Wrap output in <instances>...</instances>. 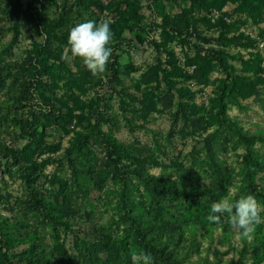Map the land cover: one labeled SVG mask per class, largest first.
Wrapping results in <instances>:
<instances>
[{
	"label": "trees",
	"instance_id": "1",
	"mask_svg": "<svg viewBox=\"0 0 264 264\" xmlns=\"http://www.w3.org/2000/svg\"><path fill=\"white\" fill-rule=\"evenodd\" d=\"M7 1L0 0V10L13 23L15 39L3 54L0 53V94L5 95L0 102V113L2 118L3 111H6L4 115L13 114L18 133L9 131L15 138L12 142L27 144L22 149L10 147L7 139L0 135V177L20 175L28 197L19 207V201L13 203V197L4 195L0 188V264H132V255L140 250L150 253L154 264H187L203 253L206 256L197 264H264V224L258 225L250 238H244L230 227L227 217L219 224L208 220L212 214L211 204L221 198L236 200L241 195L252 194L264 205V185L260 182L264 181V129H245L229 114L240 104L239 98L260 96L259 87L264 85V78L260 76L262 68L252 59L244 61L240 56L244 66L253 70L256 77L239 73V68L228 61L231 48H256L255 41L244 36L229 38L231 29L224 22L217 26L221 34L216 41L203 37L199 31L201 24L209 31L213 28L204 18L195 17L192 10L185 9L169 16L165 0L161 1L158 14L163 18L164 33L172 42L194 28L202 42L219 45L218 49L210 46L196 49L199 65L192 75H186V80L206 84L213 70L207 66L211 61L217 66L220 64L227 74L217 80L219 85L214 90L215 97L207 115L196 105L195 92L173 82L168 69L161 71L159 66L164 64L161 59L158 67L144 73L137 83V90L144 88L145 94L151 96L148 104L151 112L163 114L176 108L171 129L163 137L166 145H171L177 134L184 141L202 136L200 150L196 142L189 153L183 155L180 151L177 157L170 159L160 134L154 135L153 147L139 142L126 143L116 137L114 130L120 125L115 115H109L112 107L101 93L107 87L111 93L112 89L117 92L122 86L119 71L112 69V61L104 74L93 76L80 59L70 58V53H65L67 37L73 27L70 25L72 17L98 23L104 11L112 15L108 4L75 0L72 7L66 0L62 4L57 0H33L27 5L22 0H13L11 7H1ZM212 1V4L210 0H184V3L190 2L194 10L210 11L212 5L226 2ZM242 1L243 10L254 7L251 13L261 18L264 0ZM125 4V9L110 23L114 33L110 60L114 58L118 68L119 55L114 49L123 45L125 32L137 33L140 41L141 36H146L140 1L127 0ZM45 5L55 6L59 14L48 15ZM41 6L44 7L40 9ZM24 28L31 38L35 36L32 39L42 37L43 43H34L25 57L7 61L4 55L12 54L11 49L18 44ZM168 28L178 37L171 35ZM134 72L140 71L135 69ZM163 83L165 91L160 89ZM92 90L97 95L92 100H79L78 93ZM59 91H65L66 99L75 103L71 117L56 106L63 103ZM120 91V110L129 131L148 132L145 123L149 114L140 107L144 101L128 88L122 87ZM28 107L26 115H19ZM77 125L82 129L76 130ZM104 125L110 127L108 132L103 130ZM48 129L62 135L73 133V136L62 155L40 162L48 149H53L48 142L52 136L47 133ZM98 149L105 156L101 158ZM232 156L236 160L230 163ZM3 159L8 160L6 165ZM49 165H56L57 169L48 179L44 168ZM154 170L160 172L155 174ZM65 172L71 175V187L60 175ZM3 183L8 186L7 181ZM100 191L106 196L105 206L113 211L109 226L99 227L92 236L76 232L75 221L80 209L73 206L69 196L75 200L81 198L85 210H95L91 199ZM261 218L264 219V212ZM219 229L224 231L217 237ZM46 234L51 238L49 244L44 239ZM64 234L72 236L71 248L63 240ZM236 235L242 248L239 258L228 262V251L222 248L228 246L237 250L232 243Z\"/></svg>",
	"mask_w": 264,
	"mask_h": 264
},
{
	"label": "rangeland",
	"instance_id": "2",
	"mask_svg": "<svg viewBox=\"0 0 264 264\" xmlns=\"http://www.w3.org/2000/svg\"><path fill=\"white\" fill-rule=\"evenodd\" d=\"M33 0H22V3L27 5L29 2ZM59 4H62L65 0H57ZM75 0H66L68 6L74 7ZM95 2H102L103 4H108L109 13L111 12L113 16V21L117 19L119 14L123 9H125V2L127 0H92ZM141 4L140 15L143 17L142 27L146 29V36H141L142 41H140L137 37L138 34L132 31H126L124 34L125 41L123 45H120L119 48L114 49L115 52L119 55V68L115 66L116 60L112 58L110 62L112 63V69L119 71V78L122 82V86L117 88V92L112 89V93L110 88H104L101 92L105 98H108V103L112 107L111 110L108 111L109 115H115L117 117L118 123L120 125L119 129H115L116 137L123 142L126 143H141L142 145H146L148 147H153V138L155 134H160L162 137L160 139L163 141L162 143L165 145V150L169 153L170 159L175 158L179 155V152L182 151L183 155L189 153L193 150V143L195 144L197 149H201L200 140L202 136L198 138L189 139L187 141L181 140L180 136L177 134L175 139L172 141V144L166 145L164 142V136L170 131L172 125V113L176 111V108H172L171 110L164 112L163 114H159L157 112H151L150 105L152 99L150 95L145 94L143 89L137 90L136 85L141 80L144 73H147L152 68L158 67V63L163 60V65L159 66L161 71L168 69V71L172 74V81L178 84L179 86L188 87L192 92H195L196 100L195 103L197 106L203 108L206 111V115L209 111V105L211 100L215 97L214 90L219 85L217 82L218 79H223L227 74L224 68L219 64V66L215 65L216 62L211 61L208 63V67L213 68L211 73L208 74V82L206 84H198L195 81L186 80V75H192L196 68L198 67L197 60L199 59V54L196 49L198 47H204L203 49H208V47L219 48V45L215 42L209 45L200 39L194 32V28H190L184 32V35L180 37V39L176 38L175 42H172V39L164 33L165 25L163 23L162 16H159L160 7L159 4L162 0H138ZM226 2L222 5L214 4L213 8L210 11H206L204 9L199 10L192 8L191 3H184V0H165L163 1L166 5V12L169 16H175L179 14L180 11L192 10L193 16L204 18L207 25H211L213 28L209 31L205 28V24H201L199 31L202 33L203 37L213 39L216 41L220 36L221 32L217 30V26L220 22H224L229 29H231V33L228 35L229 38L234 36H244L249 38L250 40L255 41L256 48H251L247 46H239L231 48V53L229 55L228 61L230 64L235 65L239 68V73H244L252 77H256L254 75L253 70L244 66L242 63L243 57L244 61L252 59L255 64L260 65L262 68L260 76L264 78V10L260 19L255 18V14L251 13V10L254 7L248 8V10H243L241 7L243 6L242 0H225ZM214 1L210 0V4ZM40 3V2H39ZM13 5V0H8L7 3L3 4L1 7L9 8ZM94 5V4H93ZM249 6V4H247ZM41 6L39 7L42 9ZM94 7V6H93ZM250 7V6H249ZM95 8V7H94ZM74 9V8H73ZM250 10V11H249ZM45 12L50 16H56L59 14V10L55 6L45 5ZM86 16V20H87ZM102 19H104L102 17ZM82 20V19H81ZM79 20L76 17H72V22L70 25L75 26L78 23L83 21ZM87 22V21H86ZM13 23L9 21V18L3 14L0 10V53L3 54L4 50L12 43L15 39L14 32L12 31ZM4 28V29H3ZM72 28V27H71ZM3 29V30H2ZM148 31V32H147ZM167 31L174 35V37H178L177 33L173 32L172 29L168 28ZM30 32L27 28L22 29L21 36L19 37L18 44H15L11 49V55H4L7 61H15L25 57L26 52L28 50H32L34 48V43L41 44L44 39L42 37H36L35 40L32 39L35 36L30 37ZM140 34V31H138ZM188 33V34H187ZM142 34V33H141ZM187 34V36L185 35ZM167 41L166 43H164ZM218 45V46H217ZM229 49V47L227 48ZM159 59V60H158ZM168 61L169 63H167ZM135 69H139L140 72H134ZM163 75V74H162ZM106 79V77H103ZM11 80H9V83ZM166 84V82H165ZM165 84L160 85L161 91L164 90ZM122 87L128 88L131 93L137 95L141 100L144 101V105H141V108H144L149 114V120L145 123L146 128L149 130H136L131 133L123 120V114L120 110V90ZM260 96H256L253 98H247L243 100L239 98L240 104L234 106L230 111V116L233 119H236L242 123L245 129L255 131L258 128L264 129V85L259 87ZM166 90V89H165ZM164 90V91H165ZM95 90L90 92H81L78 93L79 100L88 102L92 100L95 96ZM59 96L63 99L61 100V106L56 104L57 107L61 109L64 113L72 116V109L74 108L75 103L68 101L65 97V91H59ZM5 99L4 93L0 94V102ZM36 111V110H35ZM37 111H39L37 109ZM29 112V107L26 110H21L19 115L23 116ZM6 111L0 113V134L2 137L7 139V144L10 147H14L17 149H22L27 144V142L18 141L12 142L14 135H9V131L12 133H18V129L15 127L14 121H12L13 114L7 113L4 115ZM9 122L6 124V122ZM139 123H143L142 120H139ZM109 126L104 125L103 130L108 132ZM76 130H81L80 126H75ZM47 133H51L48 142L51 144L52 148H49L47 153L44 154L40 158V162L48 158H55L62 155L65 150L70 146V141L73 136V133L62 135L54 129H48ZM11 142V144H10ZM98 154L102 158L105 154L98 149ZM13 158V157H12ZM236 157L232 156L229 158V162H235ZM8 162L7 159H3V165H6ZM187 164L188 160L186 161ZM57 169L56 165H49L44 168V174L48 177H52ZM160 170H154L153 173L158 174ZM60 175L64 176L66 180L64 182L68 183L71 187L72 180L69 172L61 173ZM3 181L8 182V186L6 187L2 180H0V188L3 190L4 195H11L13 203H16V200L19 201V207H22V202L27 199V189L24 185V182L20 175L15 176L14 178H10L8 175H1ZM262 185H264V181ZM6 187V188H5ZM73 206L77 209H80L79 215L76 218V226L75 231L81 232L82 234L91 233L96 234L97 230L101 226H109L111 222V217L113 215V211L108 210L105 206L106 196L104 192L100 191L92 196V203L95 205V210H85L83 208V200L79 198V200H75V197L69 196ZM5 213V212H4ZM33 223L36 222L32 219ZM223 229H219L217 231V237H220L223 233ZM46 243H51V238L49 234H46L44 237ZM63 240L67 241L68 247H72V236H68L67 234L63 235ZM233 245L237 250H232L228 246L222 248V250L228 251L226 256V260L229 262L231 260H237L239 258V251L242 248L240 244L239 236L236 235L232 240ZM207 247V244H205ZM218 247V246H216ZM206 253H203L202 257H205ZM202 257L195 256L191 259L190 263L187 264H197L200 262ZM212 259V255H210ZM230 264V263H228ZM247 264H252L248 262Z\"/></svg>",
	"mask_w": 264,
	"mask_h": 264
},
{
	"label": "clouds",
	"instance_id": "3",
	"mask_svg": "<svg viewBox=\"0 0 264 264\" xmlns=\"http://www.w3.org/2000/svg\"><path fill=\"white\" fill-rule=\"evenodd\" d=\"M110 23L108 19H101L98 23L81 22L70 29L67 37L68 47L65 53H70V58L80 59L93 76H101L107 71L112 55L111 45L114 42ZM262 212L264 205L252 194L241 195L236 200L225 197L211 204L212 214L208 216V220L219 224L223 217H227L233 230L244 238H250L257 226L264 224ZM132 264H154V257L140 250L132 255Z\"/></svg>",
	"mask_w": 264,
	"mask_h": 264
},
{
	"label": "built area",
	"instance_id": "4",
	"mask_svg": "<svg viewBox=\"0 0 264 264\" xmlns=\"http://www.w3.org/2000/svg\"><path fill=\"white\" fill-rule=\"evenodd\" d=\"M101 17H103L104 19H108V20H110L111 21V23H113L114 21H113V16L111 15V16H109L108 15V13H107V11H104L103 13H102V15H101Z\"/></svg>",
	"mask_w": 264,
	"mask_h": 264
}]
</instances>
